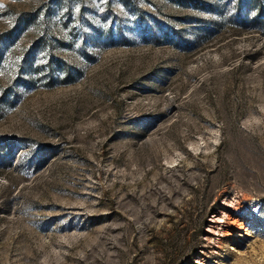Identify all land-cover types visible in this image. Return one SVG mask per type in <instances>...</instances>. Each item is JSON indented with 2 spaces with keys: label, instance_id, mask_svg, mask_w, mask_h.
Returning a JSON list of instances; mask_svg holds the SVG:
<instances>
[{
  "label": "rangeland",
  "instance_id": "obj_1",
  "mask_svg": "<svg viewBox=\"0 0 264 264\" xmlns=\"http://www.w3.org/2000/svg\"><path fill=\"white\" fill-rule=\"evenodd\" d=\"M0 264H264V0H0Z\"/></svg>",
  "mask_w": 264,
  "mask_h": 264
}]
</instances>
